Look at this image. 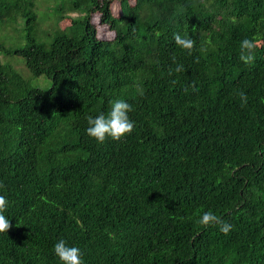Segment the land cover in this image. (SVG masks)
<instances>
[{
  "label": "trees",
  "instance_id": "trees-1",
  "mask_svg": "<svg viewBox=\"0 0 264 264\" xmlns=\"http://www.w3.org/2000/svg\"><path fill=\"white\" fill-rule=\"evenodd\" d=\"M0 54L52 81L0 63V264H62L61 239L84 264H264V0H0ZM117 99L134 131L98 143L87 117Z\"/></svg>",
  "mask_w": 264,
  "mask_h": 264
},
{
  "label": "clouds",
  "instance_id": "clouds-1",
  "mask_svg": "<svg viewBox=\"0 0 264 264\" xmlns=\"http://www.w3.org/2000/svg\"><path fill=\"white\" fill-rule=\"evenodd\" d=\"M112 32L103 33L102 28L97 29V38H111ZM175 43L187 50L191 55L195 48V40L188 37H182L181 34L176 33L173 36ZM257 49V42L254 39L245 38L240 43V60L245 64H251L255 61V52ZM173 60L175 58L173 57ZM199 58H197L198 62ZM183 66L178 65L175 69L177 73L183 71ZM175 83V81H173ZM195 89V83L192 85ZM242 106L247 104L248 98L245 93L239 94ZM133 111L132 106L123 99H117L111 102V110L107 115L100 114L93 118L87 117L89 127L87 134L94 138L98 143H105L109 138L115 141H120L127 135L134 131L135 122L129 117V113ZM3 187V185H0ZM8 200L4 195H0V233H8L12 224L10 220L4 215L8 209ZM198 223L205 226L219 225L220 231L225 235L230 233L232 225L222 221L220 217L215 215L212 211L204 212L198 220ZM54 252L62 261V264H84L82 259V252L78 247L68 246L66 241L59 240L54 245Z\"/></svg>",
  "mask_w": 264,
  "mask_h": 264
},
{
  "label": "rangeland",
  "instance_id": "rangeland-1",
  "mask_svg": "<svg viewBox=\"0 0 264 264\" xmlns=\"http://www.w3.org/2000/svg\"><path fill=\"white\" fill-rule=\"evenodd\" d=\"M134 0H131V3H133ZM112 12L114 16H119L121 13V8L119 3H115L112 7ZM94 21L95 25L100 24V18L98 15L94 16ZM98 28H102V26H98ZM7 41H5L6 44H8V47H13V48H20V47H25L26 46V41H25V35L21 30V26H15L12 28L10 34H8ZM0 63H10L16 66V69L18 72L24 76L25 78H28L31 80V83L34 87L43 89V90H48L52 87V81L45 76H40V77H34L32 78V74L29 72V70L26 68L25 62L23 58L17 57V56H4L0 54Z\"/></svg>",
  "mask_w": 264,
  "mask_h": 264
}]
</instances>
